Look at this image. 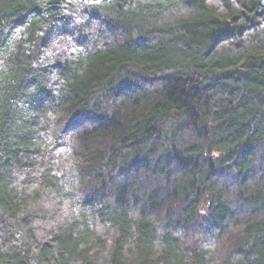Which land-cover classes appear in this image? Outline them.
<instances>
[{
  "label": "trees",
  "instance_id": "1",
  "mask_svg": "<svg viewBox=\"0 0 264 264\" xmlns=\"http://www.w3.org/2000/svg\"><path fill=\"white\" fill-rule=\"evenodd\" d=\"M0 264H264V0H0Z\"/></svg>",
  "mask_w": 264,
  "mask_h": 264
}]
</instances>
